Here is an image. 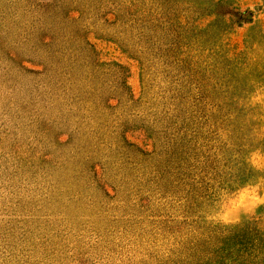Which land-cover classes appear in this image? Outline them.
<instances>
[{
	"label": "rangeland",
	"instance_id": "374dc122",
	"mask_svg": "<svg viewBox=\"0 0 264 264\" xmlns=\"http://www.w3.org/2000/svg\"><path fill=\"white\" fill-rule=\"evenodd\" d=\"M0 264H264V0H0Z\"/></svg>",
	"mask_w": 264,
	"mask_h": 264
},
{
	"label": "trees",
	"instance_id": "16d2710c",
	"mask_svg": "<svg viewBox=\"0 0 264 264\" xmlns=\"http://www.w3.org/2000/svg\"><path fill=\"white\" fill-rule=\"evenodd\" d=\"M254 178V173H252V171H250L249 173L243 174L242 176H239L237 179H235L233 182V186L232 188H235V185L238 184H246L248 182H250L252 179Z\"/></svg>",
	"mask_w": 264,
	"mask_h": 264
}]
</instances>
